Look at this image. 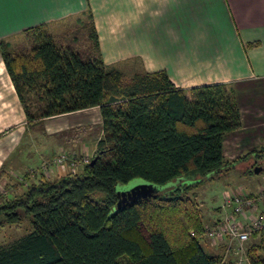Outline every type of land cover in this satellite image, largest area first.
I'll return each instance as SVG.
<instances>
[{
  "label": "trees",
  "instance_id": "trees-1",
  "mask_svg": "<svg viewBox=\"0 0 264 264\" xmlns=\"http://www.w3.org/2000/svg\"><path fill=\"white\" fill-rule=\"evenodd\" d=\"M83 15L84 48L63 42L64 32L48 23L24 28L14 41L0 39L29 123L90 107L101 119L95 159L80 171L57 181L40 176L23 191L0 184V229L30 225L0 245V264H225L201 246L205 224L190 189L236 163L223 146L241 126L233 88L219 82L183 89L163 70L126 76L105 65L92 14ZM246 154L255 161L245 172L255 174L264 143ZM133 179L170 185L116 207V186ZM248 257L264 264L255 249Z\"/></svg>",
  "mask_w": 264,
  "mask_h": 264
},
{
  "label": "crops",
  "instance_id": "crops-1",
  "mask_svg": "<svg viewBox=\"0 0 264 264\" xmlns=\"http://www.w3.org/2000/svg\"><path fill=\"white\" fill-rule=\"evenodd\" d=\"M88 10L106 66L117 68L127 76L163 70L183 89L219 82L233 88L241 126L224 137L227 159L236 150L244 147L252 150L264 143V0H40L27 10L20 0H0V39L14 41L21 30L40 23L54 28L57 23ZM71 114L83 115L75 121L77 124L71 121L60 124L85 126L92 117L101 123L98 107L29 123L0 55L2 182L11 183V190L17 187L16 191H23L24 177H29L30 182L38 181L40 176L53 178L55 174H48L42 165L41 147L47 143L44 132L35 133L33 125L55 124L57 117L69 118ZM62 141L56 143H67ZM34 148H39L41 153H35ZM259 185L255 188L259 189ZM255 188L249 185L246 190L255 193ZM217 207L215 217L209 216L212 219L232 212L230 207ZM261 209L262 203L257 200L253 213ZM250 213L248 210L238 219L247 222L253 215ZM201 246L207 253L221 256L225 264H235L238 257L230 249L226 253L222 243L209 242L207 238L202 239ZM250 249L264 257V230L243 243L238 252L246 255L243 264H251Z\"/></svg>",
  "mask_w": 264,
  "mask_h": 264
},
{
  "label": "rangeland",
  "instance_id": "rangeland-1",
  "mask_svg": "<svg viewBox=\"0 0 264 264\" xmlns=\"http://www.w3.org/2000/svg\"><path fill=\"white\" fill-rule=\"evenodd\" d=\"M81 20L88 24L87 16L83 15L82 13L76 16H72L71 18H68L60 23H57L54 26L55 30L58 31L59 34L61 32H64L63 34L65 35L61 37L63 42L73 43L75 41L74 45L76 48H84L89 44L88 31L86 30V28H84L86 26L83 27L80 25ZM72 37L74 38V40H72ZM18 39H21V37ZM82 115L83 114H71L69 118H65L67 116L64 115L61 117H57L56 121L58 122L57 123L55 122V124L51 122H46L44 125V123L41 122V124L37 123L33 125L35 126V128L33 127V129H35L34 130L35 133L37 132V130L39 131L43 130L44 137L46 138V141L44 142L47 143L46 144L44 143L41 147V151L44 152L42 153L39 152L38 151L39 148H34L35 149L34 152L41 153V155L43 156L42 165L43 167L46 168V172L48 171V174L51 172L56 175V176L54 175L53 178L46 177L48 180L57 181V179H60L61 177L74 174L80 171L81 168L90 161L89 159L93 155L96 149L95 147L96 141L101 136L100 123H98L97 120L93 119L92 117L91 123L85 126L84 124L81 123L80 125H73V126L71 125L69 127H66L64 124H60L66 121H71L74 123L76 120L82 118ZM75 123L77 124V122ZM48 135L51 138L48 139L47 138ZM57 140L59 142L64 140L67 141V143H64L63 145H58V143H56ZM259 147L254 149H258ZM247 148L244 147V149L242 150L240 149L241 151L240 150L237 151L235 149L236 151L234 152V154H232L231 158H229V160L236 161L232 169L223 170L218 175H215L213 178H208L207 180L198 183L197 185L193 186L190 189L191 201L196 202L195 204H197V206L201 210L204 224L213 225L215 224V221H218V218L212 219L209 216L210 214H213V216L216 215V212H218L217 209H219V207L216 208V205H222L227 194L233 193L238 197L239 196L247 197L250 195V192L246 190V188L249 189V185H254L255 188L256 184H260L259 186L261 188L262 186L264 187V171L261 170L259 173H255V174H247L245 172V170L252 164V162L255 161L254 160L255 156L253 157L250 156V154H246L249 151H252L253 149L249 150V148L248 149ZM73 149L74 152L72 153ZM76 151L78 154H75ZM59 154H63L64 158L61 159L59 157ZM244 156L245 158H243L244 159L243 161L237 162L238 159ZM259 161L262 163L259 166L263 167L264 159L260 158ZM247 180L249 181L251 180V181L247 183ZM30 181L31 180L29 179V177H24L21 179V182L24 183L25 187L28 186L29 183H31ZM38 181H36V183ZM0 184L3 186L4 182L3 183L0 182ZM130 185L136 186V188H138V190L141 191L142 195L146 196L149 194L160 192L170 184L156 185L142 179H133L128 184H124V185L118 184L116 186V193L118 196V200L121 196L119 193L120 189L122 188L124 189L125 186H130ZM256 189L257 186L255 190ZM259 189H257V191ZM99 196L100 194H96V197ZM124 204H126V202L125 203L122 202L121 205ZM119 206L120 205L116 203V207ZM253 211L254 209L251 210L252 213H250V215L254 214ZM224 216L225 214L222 217ZM29 229H30V225L27 221H23L20 224L5 225L0 229V245H6L11 243L12 241L16 240L17 238L25 234ZM207 241L211 242L210 239H207ZM215 242L222 243L223 247L226 250V253H228L229 251L228 242L224 240L222 241L216 240Z\"/></svg>",
  "mask_w": 264,
  "mask_h": 264
},
{
  "label": "built area",
  "instance_id": "built-area-1",
  "mask_svg": "<svg viewBox=\"0 0 264 264\" xmlns=\"http://www.w3.org/2000/svg\"><path fill=\"white\" fill-rule=\"evenodd\" d=\"M59 157L61 159L64 158L63 154H59ZM257 200L262 203L261 211L251 215L250 220L247 222L239 220L238 216L244 217L246 211L254 209ZM221 206L223 208L232 207L230 208L232 212L225 214L224 217L215 221L213 225L205 224L204 238L210 239L211 242L216 240L228 242V249L238 255L235 264H243L246 255L243 256L238 253L243 243L248 241L254 233L264 230V187L255 193H250L247 197H238L233 193L227 194ZM233 239L236 241L235 247H232Z\"/></svg>",
  "mask_w": 264,
  "mask_h": 264
},
{
  "label": "water",
  "instance_id": "water-1",
  "mask_svg": "<svg viewBox=\"0 0 264 264\" xmlns=\"http://www.w3.org/2000/svg\"><path fill=\"white\" fill-rule=\"evenodd\" d=\"M95 158H92L90 160V163H92L94 161ZM262 170L261 166H255L254 167V173H259ZM120 198L117 202L118 205H121L122 202H128L131 200H136L140 197H144L141 193L140 190H138V188H136V186L130 185V186H125L124 189H120Z\"/></svg>",
  "mask_w": 264,
  "mask_h": 264
},
{
  "label": "snow or ice",
  "instance_id": "snow-or-ice-1",
  "mask_svg": "<svg viewBox=\"0 0 264 264\" xmlns=\"http://www.w3.org/2000/svg\"><path fill=\"white\" fill-rule=\"evenodd\" d=\"M21 4L23 5V9L27 10L29 5L39 3L40 0H20Z\"/></svg>",
  "mask_w": 264,
  "mask_h": 264
}]
</instances>
